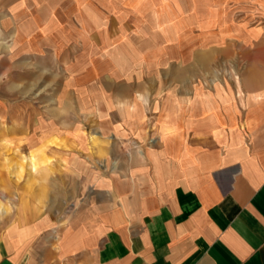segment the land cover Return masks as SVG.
I'll return each instance as SVG.
<instances>
[{"label": "crops", "instance_id": "1", "mask_svg": "<svg viewBox=\"0 0 264 264\" xmlns=\"http://www.w3.org/2000/svg\"><path fill=\"white\" fill-rule=\"evenodd\" d=\"M185 31L195 59L200 40L237 56L242 100L186 81L175 86L188 96L169 87L147 104L134 98L149 88L136 81L154 70L147 62L164 59L151 46ZM47 57L85 96L122 82L114 92L129 102L103 103L97 126L142 145L119 177L88 166L68 218L0 227V264H264V0H0V60L21 71Z\"/></svg>", "mask_w": 264, "mask_h": 264}, {"label": "rangeland", "instance_id": "2", "mask_svg": "<svg viewBox=\"0 0 264 264\" xmlns=\"http://www.w3.org/2000/svg\"><path fill=\"white\" fill-rule=\"evenodd\" d=\"M167 30L176 37L173 27ZM187 32L180 43L151 46L152 57L159 54L164 59L147 62L154 70L136 81L149 88L134 98L147 104L162 99L163 89L169 87L172 94L185 95L190 91H180L175 85L186 81L199 82L207 90L217 82L242 100L243 78L237 56L224 55L219 49L223 44H215L210 53L208 42L200 40L198 52L202 56L195 59L192 34ZM183 50L184 56L179 58ZM6 61L0 60V204L5 211L0 214V227L25 215L66 219L80 206L77 202L84 181H88V166L97 177L105 170L109 177H119L128 154L141 147L142 142L124 141L97 126L104 121L103 103L111 106V102L130 99L115 94L124 87L122 82L110 80H101V96H85L82 88L77 89L82 82L74 81L75 76L58 59L26 61L21 71L7 68L10 64ZM200 63L213 65L212 69L180 72ZM152 142L148 138L144 144Z\"/></svg>", "mask_w": 264, "mask_h": 264}, {"label": "bare ground", "instance_id": "3", "mask_svg": "<svg viewBox=\"0 0 264 264\" xmlns=\"http://www.w3.org/2000/svg\"><path fill=\"white\" fill-rule=\"evenodd\" d=\"M1 212V211H0Z\"/></svg>", "mask_w": 264, "mask_h": 264}]
</instances>
